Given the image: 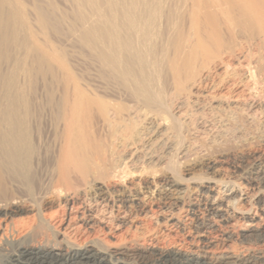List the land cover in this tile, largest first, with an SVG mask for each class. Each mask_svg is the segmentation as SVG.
<instances>
[{"label": "bare ground", "instance_id": "bare-ground-1", "mask_svg": "<svg viewBox=\"0 0 264 264\" xmlns=\"http://www.w3.org/2000/svg\"><path fill=\"white\" fill-rule=\"evenodd\" d=\"M61 1L62 9L55 0H32L28 10L21 0H0V218L23 211L14 201L19 196L23 202H31L33 196L53 195L63 208L60 218L63 232L88 234L100 227L112 232L127 225V214L132 208L144 216L149 209L130 189L111 187L105 181V164L89 168L94 149L91 133L99 135L96 132L99 119L104 123L101 136L107 140L127 138L132 130L129 124H121L125 113L144 108L146 114H160L165 103L156 99L149 86L155 77L156 60L149 59L145 68L148 74L139 80L143 85L135 88L133 81H138L135 64L146 60L143 52L146 57L152 53L147 47L150 35L145 36L129 15L131 0H121L126 4L124 10L116 0ZM4 12L9 17H3ZM26 12L42 33L59 32L57 40L62 47L55 45L58 51L55 47L45 53L37 49L25 21ZM245 12L242 16L250 24L264 28V12L258 9ZM177 55L170 64V76H166L168 87L164 89V97L170 90L178 97L179 90L184 91L183 84L195 79L196 60L192 57L182 60L181 52ZM251 56H246L244 67L251 88L257 91L264 74V59L254 60ZM69 65L82 70L83 76L86 74L84 88L79 83L84 82V77L76 75L79 71L75 77ZM233 85L232 91L237 83ZM162 114L165 115L163 111ZM163 117L166 116L159 118ZM262 161L263 164L251 168L252 172L245 170L246 176L238 173L234 179L227 178L228 175L226 179L202 175L183 178L176 174V167L153 184L160 202L149 216L185 230L192 240L189 251L144 245L137 239L130 244L70 245L62 231L58 232L57 240L48 238L43 230L45 219L38 211L36 223L24 221L16 226L22 234L21 241L11 244L0 233V264H264ZM236 163L232 165L234 172L239 171L240 162ZM218 165L207 162L204 168L215 172L220 170ZM150 184L146 181L143 186L149 188ZM9 192L18 197L8 201ZM90 194L92 203L85 198ZM186 194L187 208L182 210ZM236 241L254 242L258 250H254L256 247L252 253L247 248H243L247 253L236 250L233 246Z\"/></svg>", "mask_w": 264, "mask_h": 264}, {"label": "rangeland", "instance_id": "rangeland-1", "mask_svg": "<svg viewBox=\"0 0 264 264\" xmlns=\"http://www.w3.org/2000/svg\"><path fill=\"white\" fill-rule=\"evenodd\" d=\"M60 1L55 0V2H59L55 4L62 9V1ZM21 2L28 10L30 9L32 0H21ZM116 2L121 9L126 5L122 4L121 0H116ZM131 8L130 17L136 21L145 36L150 35L148 42L150 44L147 47L151 48L148 49L149 51H152H150L152 54L148 56L149 58L143 52L146 60L135 64L134 74L137 75L138 81L135 79L133 86L140 87L141 81L139 80L143 78L144 74H148L145 70L147 62H150L149 59L156 60L155 77L149 86L156 99L166 104L163 103L164 109L159 107L162 108L165 115L161 110L160 114L159 112L156 114H162L167 119H165L166 117H163L165 120L160 119L162 115L146 114L144 108V110L131 109L129 113H125L127 116H122L125 119L121 124H129L132 130V135L123 138L125 140L121 138L107 140L103 137L104 135L101 136L104 123L98 119L96 132L98 131L99 135L91 133L92 148L94 149L91 152L92 162L89 164V168L93 170L94 164L99 166L105 164L103 171L104 177H106L105 181L112 185L111 187L130 189L151 214L160 202L153 184L156 185L160 177L169 175L172 172L171 169L175 170L177 167L176 174L180 173L178 175L183 178L202 175L203 177L226 179L228 175L227 178L234 179L233 176L236 174L244 173L242 175L246 176L245 170L252 172L253 166L263 164L261 161L264 159V74L257 85V91H255L251 88V80L244 64L246 66V56H251V54L253 59H257L256 57L264 59V28L257 27L256 23L253 26L242 15L248 10L258 9V11L264 12V0H131ZM3 17H9V14L4 12ZM166 20L167 22H165ZM25 21L33 39L31 41H34L37 49L45 53L48 49L56 48L57 45V47H62L58 43L59 39L57 40L59 32L53 35L42 33L33 17L29 16L27 12ZM161 27L163 29H160ZM154 28H156V32ZM159 31L161 35H159ZM151 36H154L157 42ZM160 36L164 38L162 39ZM178 40H180L179 43ZM150 41L156 44L154 45ZM177 45L181 47L178 48ZM63 48L66 47L63 46ZM174 48L178 50L176 51ZM176 52L178 54L181 52L182 60H187V57L196 60L193 68L194 81H196L195 83L190 80L185 82L183 84L184 91L179 90L178 97L173 94L174 90H170L168 93L170 95L166 94L164 97L162 94L167 86L165 84L166 76H170V64L175 59L174 56H178ZM157 60L161 65H158ZM69 70L74 72L73 75L77 71L79 72L76 75L83 74L82 70H77L73 65H69ZM76 75L75 77H77ZM83 77L84 82L81 79L78 81H81L79 83L84 88L86 85L84 84V86L83 83L87 81L86 74ZM239 79L240 81H238ZM39 81L38 79L37 83L40 84L41 81ZM234 82L237 83V86L232 91L230 89L233 88ZM41 85L38 86L42 87ZM261 90L262 92H260ZM165 107L167 108L165 109ZM167 109L170 114L166 111ZM174 128H176V132L173 133ZM176 148L178 149L176 150ZM179 149L180 153H178ZM237 161L240 162L239 169L237 168L240 172H234L232 168V165L238 164ZM207 162H217L220 170L215 172L206 170L204 164ZM220 172L223 174L220 175ZM146 181L151 182L149 188L143 186ZM244 184L246 185L245 180ZM187 195L183 198L182 210L187 208ZM6 197H8V201H11V198L16 199L18 195L9 192ZM53 197V195L45 198L33 196L35 201L25 202L24 200L23 202L19 196L18 200L14 201L23 211L13 213L10 218H0L2 236L11 244L21 241L22 234L16 229V226L24 221L36 223L37 213L41 211L46 223L43 230L46 235L48 234V238L52 240L60 238L58 232L62 231L60 218L63 208L58 205L57 197ZM91 197H93L92 194L85 197L87 202L91 201L92 203ZM176 211L178 212V209H175ZM149 214L140 215L132 208L127 214V225L112 232L107 231L105 227L95 228L88 234L74 231L62 232L67 234L64 238L70 245L130 244L137 239L139 243L156 245L159 248L177 247L184 251L191 249L192 240L187 237L185 230L181 231L180 228L171 227L162 220L156 221V218ZM247 245L252 248L246 247ZM233 246L235 249L237 248L236 250L247 248L248 253L254 252L252 249L255 247L254 250H258V245L254 242L236 241ZM246 250L244 251L247 253Z\"/></svg>", "mask_w": 264, "mask_h": 264}]
</instances>
